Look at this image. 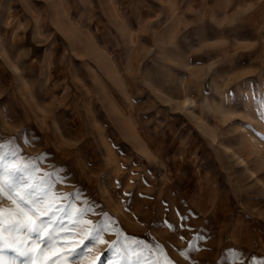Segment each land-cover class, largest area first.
Listing matches in <instances>:
<instances>
[{
  "label": "rangeland",
  "instance_id": "obj_1",
  "mask_svg": "<svg viewBox=\"0 0 264 264\" xmlns=\"http://www.w3.org/2000/svg\"><path fill=\"white\" fill-rule=\"evenodd\" d=\"M0 157L33 264H264V0H0Z\"/></svg>",
  "mask_w": 264,
  "mask_h": 264
},
{
  "label": "snow or ice",
  "instance_id": "obj_2",
  "mask_svg": "<svg viewBox=\"0 0 264 264\" xmlns=\"http://www.w3.org/2000/svg\"><path fill=\"white\" fill-rule=\"evenodd\" d=\"M3 158L0 157V163H2ZM4 169H8L7 165L3 166ZM22 168H12L7 170V175L11 178L8 188L9 190L14 188H21L23 190V185L27 184V181L24 179L22 175ZM3 188L0 186V191ZM20 201H24V197L17 193ZM28 203V202H25ZM22 211V210H21ZM32 224H36L35 221H32ZM22 230H26L29 233V236L26 238L22 236L20 233ZM7 232L8 236L5 237L4 233ZM37 233V240H31V233ZM41 232L40 225H36L35 227H27L22 220H9L5 222L2 218H0V264H33L32 253L35 250L30 247V244L36 243L37 247L39 243H45L46 241L41 240L39 237V233ZM89 240L95 242L94 236H90ZM81 249L73 250V254L80 255L83 254V249L86 247V242L81 241ZM8 249H11L15 255L8 257L6 252ZM19 257H24L25 259L20 261ZM97 264H105L104 257L101 255L97 258Z\"/></svg>",
  "mask_w": 264,
  "mask_h": 264
}]
</instances>
